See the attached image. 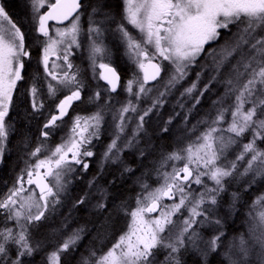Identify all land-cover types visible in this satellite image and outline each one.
<instances>
[{
  "label": "snow or ice",
  "instance_id": "snow-or-ice-1",
  "mask_svg": "<svg viewBox=\"0 0 264 264\" xmlns=\"http://www.w3.org/2000/svg\"><path fill=\"white\" fill-rule=\"evenodd\" d=\"M45 3L46 0H30L35 31L45 38L38 60L44 68V84L40 83L37 72L20 95L15 93L19 83L25 80V58L31 59V50L26 33L0 3V163L5 153L10 152L8 141L16 131L8 117L14 107L25 102L22 97H30L36 114L44 108L45 85L47 97L53 101L61 92L70 93L56 103L58 114H52L41 128L43 141H38L31 151H28L27 136L19 142L23 145L20 158L24 166L7 192L0 194V216L4 217V226L0 227V264H27L25 258L33 257L40 250V243H33L32 230L50 219L65 203L73 182L70 178L80 170L77 166H82L84 171L90 166L87 158L95 155L91 149L94 141L100 139L101 126L105 123L101 109L87 117L75 116L67 135L55 147L46 141L58 128L64 127V118L73 102L82 99L86 85L79 71L74 70L70 57L74 49L83 47L85 37L93 79L106 82V86L98 85L89 101L99 102L103 94L111 100L112 94L120 89L121 77L112 66V50L106 43L109 33L123 45L124 55L138 71L123 85L125 100L120 107L110 109L112 139L102 153L101 171L109 162L121 163L125 150L138 148L141 134L147 135L146 124L151 114L158 112L166 98L199 68L195 79L177 98L182 110L186 102H191L184 114L183 129L186 135L195 138L162 155L155 169L159 182L155 188L144 180L147 173L137 178L141 192L136 196V207L129 211L124 201L113 206L117 213L128 218L126 231L103 255L97 258L96 251L92 250L79 264H92L93 259L95 264H157V253L161 250L166 255L160 264H183L182 252L193 253L201 264H209L208 257L220 249L225 235L218 230L222 229L223 221L217 210L222 194L227 191V182L236 178L237 173L240 177L251 176L244 189L247 191L258 180L264 181V147H260L264 143V0H121L119 20L109 0H96L92 4L85 0H56L55 4L48 5V12L40 14ZM85 12L86 30L81 24ZM49 21H68V24L56 27L53 36ZM37 43H41L39 38ZM209 45L216 47H206ZM205 53L202 64L200 58ZM53 54L57 60L62 58L61 64L50 62ZM97 61H101L98 78ZM226 67V77L221 79ZM164 71H168V77L161 86ZM205 76L207 82H204ZM213 85H222L223 93L211 101L210 109L189 128V117L203 97L213 91ZM148 100L151 104L142 108L141 104ZM174 119L175 116H169L161 131L168 132ZM200 127L204 131L196 135ZM248 133L251 139L241 145ZM236 148L240 150L229 160ZM147 150L140 149V156ZM123 171L132 169L126 167ZM96 179L89 181V189L95 187L100 197L93 207L98 213H104L108 210L110 194L107 188L96 185ZM3 183L7 187L8 182ZM166 199L171 203H165ZM239 199V192L231 193L229 208L234 209ZM87 200L85 193L72 203L69 213ZM262 203L264 194L253 201L254 205ZM184 212L187 215L178 219ZM153 213L159 214L153 216ZM258 216L259 230L251 228L247 239L241 234L229 243L223 253L228 264H249L256 249L259 264H264V211ZM110 217L111 212L101 222L100 228L105 232L111 226ZM68 227L66 216L61 228L53 229V234L67 231ZM206 229H212L215 234L205 238L203 230ZM85 231L84 226L72 229L48 253V264H61V257L76 250ZM102 235L97 231L96 239Z\"/></svg>",
  "mask_w": 264,
  "mask_h": 264
},
{
  "label": "trees",
  "instance_id": "trees-1",
  "mask_svg": "<svg viewBox=\"0 0 264 264\" xmlns=\"http://www.w3.org/2000/svg\"><path fill=\"white\" fill-rule=\"evenodd\" d=\"M109 1L111 2L112 0ZM0 3L3 4L10 17L15 22H17L18 26H20L26 33V43L30 46L31 50V60H27L26 58V66L23 72L25 80L19 83L18 91L15 93V95H20L25 91V89L30 86L31 78L37 72L41 76L40 83L43 84L42 78L44 76V72L42 71V69H38L36 64L33 62L37 58L39 47L37 39H40L41 35L35 31V26L32 21L31 15L30 0H0ZM233 31H235V28H233ZM112 37L115 36H111V38ZM111 38L110 40H108L109 43L107 42V44L112 50L113 54L112 65L115 66L120 75L124 77L128 72V69L126 67L127 60L123 52L124 47L123 45L119 46L122 50L119 57L118 45L114 42H111ZM220 43H223V39L220 40ZM206 47H216V45H209ZM205 56L206 53L200 58V63L203 64L205 62ZM118 58H121V60L125 62L118 61ZM29 65L32 67V74H27V70L29 68L27 66ZM76 68L79 71L80 77L83 80H86L87 90L90 91L91 84L89 80V74L91 73V71H88L87 63L85 62V60L82 61L81 65H76ZM205 82H207V78L205 79ZM212 88L213 90H215L214 94H206L203 97L201 104L198 106V109L195 110L190 116V123L188 124L189 128H191L193 124H195L201 117L205 115V113L211 107V101L216 99L221 91H224V87L222 85H213ZM46 93L47 92L44 88V108L41 109V112L33 114L30 99L24 97H22V99H24L25 102L19 104L17 107H14L10 112V116L8 117V119L10 123L15 124L16 131L10 136L8 141L7 146L10 149V152L5 153L3 162L0 163V194L7 192L8 187H11L12 185L15 175L19 173L20 168L24 166L23 161L20 158L23 151V145L19 142L22 140V138L24 136H27L30 140V147L28 151H31V149L36 146L38 141L44 140V138L40 134V130L48 117L52 114V104L51 102L46 101ZM86 98L87 97H84V99ZM83 103L84 102L79 103L78 106L83 105ZM113 104L114 106L117 105L116 103ZM169 116L171 115L166 111L161 114H158L156 112L151 114V118L146 124L147 135L140 136L138 148L126 150L122 153L121 163H110L107 166L105 164L104 173H102L101 175L98 174V176L96 177L98 172L96 165L98 164L97 160H99L98 156L96 155L90 160V166L87 171H84L82 173L81 178L77 181H73L69 186V195L65 200L67 208L62 211V216L59 217L57 221L64 220V218L67 216L68 220L75 222L73 228H76V225H78V223H82L86 231L84 233V238L77 245L76 250L65 253L61 257V264H79L81 258L89 256L90 251L92 250L96 251L98 258L114 242L116 237L121 234L120 232L125 228L127 217H125L123 213H117L113 208L114 204H118L121 201H124L126 202L128 209H130L133 205L134 200H136L137 194L141 192V188L137 183V178L141 177L142 174L147 173V175L144 176V180L152 187H155V185L158 183V180L156 179L155 169L160 164L162 155H167L174 149L182 147L181 145H183L181 141L178 143L176 140L185 134L183 126L181 127V125H183L182 117H175L172 124L168 126L170 129L168 132L161 131V129L165 127V121L168 120ZM203 129V127H200L198 131H202ZM250 134L251 133L245 135V137L241 140V145L244 141H247V139H249L248 135ZM59 136L60 135H57V132L54 133L49 137L46 143L54 146L57 143V139L59 138ZM149 144H151V148H148ZM263 146L264 143H261L260 147ZM145 148L148 149L145 152V155L140 156L139 150ZM96 149L99 151L101 147H96ZM239 150V148H236L229 155V160L234 159L236 153ZM126 167L131 168L132 171L124 172L123 169ZM105 173H107L108 175H106ZM104 174L107 177L102 178ZM91 177H96L98 181L96 184L107 188L110 194V198L107 203L108 210L104 213L109 214V212H111V226L107 228L106 232L104 229L100 228L101 222L103 221L102 216H104L105 214L100 213V216H98L97 211L91 210L86 206L87 203L78 205L75 209H72L71 213H69V209H71L72 203L75 200H78L81 196L85 195V193L89 192L88 183ZM238 178H240L239 181ZM251 179V176L240 177L239 173H237L236 178H234V180H236L237 182L236 184L231 186L229 184L230 180L227 182V191L222 194L220 199V206L217 210V215L222 218L223 221L222 229L218 230L224 231L225 235L222 238V245L220 249L216 253H213L208 257L209 264H228L227 260L223 256V253L228 250L229 243L232 242L234 238H238L241 234H243L247 239L249 235V229L255 228V225L258 230L257 224L255 222V213H253V209L257 205H254L253 201L256 200V198L261 194H264V181L258 180L256 184L245 191V186L250 183ZM5 180L8 182L7 187H5L3 183V181ZM233 192H239L240 199L236 202L234 209H230L229 204L231 203V193ZM3 220L4 217L0 216V227L3 226ZM91 226L93 227L92 230ZM70 229L72 228H69V230ZM108 229H114L115 231L112 239L105 242L101 247H97L99 243V239H96L97 231L104 233V235H102V237L100 238L102 239L107 237L109 233ZM203 234L205 238H208L215 233L212 229H206L203 230ZM236 242L238 243V239H236ZM51 248H53V246H51L46 252H40V255L37 251L33 257L25 258L27 264H47L46 256L49 251L53 250ZM258 251L259 250L257 249L254 250V258L252 257L251 259L259 263L257 259ZM11 255H13V251L11 252ZM165 255L166 252H164L163 250L157 253V264H160V262L164 260ZM181 257L183 259V264H201L199 257H197L193 253L184 252ZM94 262L95 259L92 260V264H94Z\"/></svg>",
  "mask_w": 264,
  "mask_h": 264
},
{
  "label": "rangeland",
  "instance_id": "rangeland-1",
  "mask_svg": "<svg viewBox=\"0 0 264 264\" xmlns=\"http://www.w3.org/2000/svg\"><path fill=\"white\" fill-rule=\"evenodd\" d=\"M54 0H46V3H45V5H44V7H42L41 8V10H40V14H41V12H42V10L45 8V7H47L50 3H52ZM120 6H121V9H122V4H121V2H120ZM37 20H38V17H37ZM34 26L36 27V24H34ZM66 26V25H65ZM62 27H64V26H62ZM87 27L88 26H86V28H85V30L87 29ZM131 30V29H130ZM50 34H52L53 36H55V28H53V29H51L50 30ZM113 36V35H112ZM110 38H111V34L109 33V35L107 36V40H110ZM44 37L43 36H41L40 37V41H41V43H38L39 44V47H38V52H37V58L35 59V61H33L35 64H36V66H37V68L39 69V68H41V66L42 65H40V64H38V60H39V58H40V55H41V49H42V47H43V41H44ZM83 43H84V46H85V54H84V60H85V62L87 63V69H88V71L90 70L91 71V73L89 74V80H90V84H91V88H92V93H91V95H93L94 94V92L97 90V87H98V85L99 86H101L100 84H101V80H99L98 81V79H93V72H92V68L90 67V62H89V52H88V42H87V38L85 37L84 38V40H83ZM106 43H107V41H106ZM80 51V49H74L73 50V55L70 57V60H71V63L73 64V62L74 61H76V64L79 66V64H81L82 63V61L81 62H79V63H77L78 62V60H73V58H75L76 56H77V53ZM123 52H124V48H123ZM53 55H55V56H57L56 54H53ZM52 55V56H53ZM78 57V56H77ZM113 57V56H112ZM126 57V56H125ZM78 58H80V56L78 57ZM26 59V58H25ZM28 60V59H27ZM31 60V59H30ZM126 62H127V65H126V67H127V69H128V72H127V74L124 76V82H123V84H122V87L120 88V93L118 94V96H116V94L114 95H112V98H114V99H109V97H108V95L107 94H103L102 95V99L99 101V102H90L89 101V99H87L86 101H85V103L84 104H86V105H82V108H80L79 109V107H77V108H75L73 111H72V113H71V115H70V117L68 118V120L64 123V127L63 128H58L54 133H56L57 132V135H60L59 136V138L57 139V143L56 144H58V143H60L61 142V137L62 136H66L67 135V133H68V129L71 127V124H72V120H73V118L75 117V116H77V115H80L81 117H87V116H90L91 114H93L94 112H96L98 109H101L103 112H104V114H105V123L104 124H102V126H101V134H100V139L98 140V141H94V147L91 149V150H93L94 152H95V155L93 156V157H95L96 155L98 156V159L99 160H97L98 161V164L96 165V167H97V170H98V172H97V175H96V177L98 176V174H102V173H104V169H105V166L103 167V170L101 171V159H102V153L104 152V150H105V148H106V146L110 143V141H111V139H112V128H111V121H112V115H111V111H110V109H112V105L110 104V103H108V102H113V103H116L117 105L116 106H114L115 108H119L120 107V104L125 100V93H124V91H123V85L129 80V79H131L132 78V76H133V73L134 72H137L138 71V69L136 68V66L134 65V64H131V63H129V61H128V59H127V57H126ZM51 61H55L57 64H61L62 63V58L60 59V60H50V62ZM28 62V61H27ZM30 62V61H29ZM101 61H97V69H96V77L98 78L99 77V74H100V71H101V69H99V67H98V65H99V63H100ZM104 62H107V61H104ZM233 62H235V61H233ZM165 63V65H167V62H164ZM113 66V65H112ZM27 67H30V68H32L30 65L29 66H27ZM228 67H230V65L228 66ZM228 67H226L224 70H223V73H222V75H221V79H224L225 77H226V74H227V72H228ZM36 68V69H37ZM200 69H195V71H199ZM195 71H193L191 74H190V76H189V78L185 81V82H183V84H182V86H180L177 90H175L174 92H173V94L172 95H170V96H168L167 98H166V103H165V105L162 107V108H160L159 110H158V112H156V113H158V114H161V113H163V112H167L168 114H170L171 116H177V117H182V121H184V114H185V112H186V109L188 108V107H191V102H186V108L184 109V110H182V109H180V107L177 105V98L180 96V92L181 91H183V89L184 88H186V87H188L190 84H191V82H192V80H194L195 79ZM60 74H62V73H60ZM141 75V77H142V74H140ZM162 77H163V79L160 81V84H161V86H162V84H163V82L167 79V77H168V71H164L163 73H162ZM207 78V76H205V79ZM49 79H50V77H49ZM80 79H82L81 77H80ZM205 79H204V82H205ZM43 84H44V80H43ZM102 87V86H101ZM200 87L202 88L203 87V83L200 85ZM44 88H45V91L47 92V89H46V85L44 86ZM161 90H162V87H161ZM84 91V90H83ZM83 91H82V93H83ZM214 91L215 90H213L211 93L212 94H214ZM66 93H68V91H64V92H61L59 95H58V97L56 98V100H50V99H48V97L46 98V101H49V102H51V113L54 111V108H55V105H56V103H58L59 102V100L63 97V95H65ZM221 93H223V91H221L220 92V94ZM199 93H197V95H198ZM215 95H217V94H215ZM29 99H30V97H29ZM106 99V100H105ZM185 101H186V98H185ZM106 103H108V104H106ZM30 104H31V99H30ZM151 104V100H148V101H146V102H144V103H142L141 104V107L142 108H144V107H147V106H149ZM86 107H88L87 109H83V108H86ZM90 107V108H89ZM83 109V110H82ZM81 110H82V112H81ZM176 113H179V115H176ZM190 118V117H189ZM106 124H107V126H106ZM134 126V125H133ZM183 125H181V127H182ZM60 131H63V132H60ZM202 131H204V129L202 130ZM202 131H197L196 132V135H199V133L200 132H202ZM128 135L130 136L131 135V127L128 129ZM141 136H145L144 134H141ZM108 137V138H107ZM248 137H249V139H251V134L250 135H248ZM179 138H182V139H180L179 140V142L181 141L182 143H183V145H181L182 147L183 146H185L188 142H189V140H191V139H194L195 137L194 136H188V135H186V134H184L182 137H179ZM249 139H247V141H244L243 143H247L248 142V140ZM177 141H178V139H176ZM55 144V145H56ZM102 144H103V146H102ZM55 145L54 146H52V147H55ZM101 147V149L98 151L97 149H96V147ZM264 147V146H263ZM175 150V149H174ZM173 150V151H174ZM126 151V150H125ZM92 157V158H93ZM124 157V156H123ZM92 158H87V162L89 163V165H90V160L92 159ZM33 163H35V161H33ZM97 163V162H96ZM108 164H110V162L109 163H107L106 164V166L108 165ZM181 167L183 166L182 164L180 165ZM170 165L168 166V170H170ZM77 168H79L80 170L79 171H77L76 173H75V175H74V177H71L70 179H72V181H77V180H79L80 178H81V175H82V173L84 172V170L82 169V166H77ZM106 175H108L107 173H105ZM104 174V176H102V178L104 177H107L106 175ZM93 178L91 177L90 179H89V181L90 180H92ZM239 179L240 178H238V181H239ZM98 181H97V179H96V181H95V183H97ZM159 183V182H158ZM158 183L155 185V187L158 185ZM237 182H236V180H234V178L233 179H230V181H229V184L232 186V185H234V184H236ZM96 185H99V184H96ZM88 187H89V183H88ZM155 187H153V188H155ZM91 190V191H90ZM96 191V188L94 187V188H92V189H89V192L87 193L88 194V200L86 201V206L89 208V209H91V210H94V211H96L95 210V208L93 207V205H95L97 202H98V200L100 199V197H99V195L97 194V192H95ZM98 197H99V199H98ZM165 203H171V201H165ZM136 207V200H134V202H133V205H132V207L129 209V211H131V209L132 208H135ZM65 208H67V205H66V203H64L61 207H60V209H59V211L56 213V214H54L50 219H48V220H45V221H43L40 225H39V227L38 228H34L32 231H33V239H34V244L36 243V242H39L40 243V245H41V247H40V250L38 251L39 252V255H40V252H46L51 246H53V248H51V249H55L56 247H58L59 246V244L60 243H62L63 242V239L71 232V230L72 229H74L73 227H74V225H75V222L74 221H71V220H68V225H69V227H68V230L67 231H61V232H58V233H56V234H53V229H60L61 228V226H62V222L64 221V220H61V221H57L58 219H59V217H61L62 216V211H64L65 210ZM261 211H264V203H262V204H260V205H257V206H255L254 207V209H253V213H255L254 214V216H255V222H256V224H257V227H258V230H259V225H260V220H259V216H258V213H260ZM105 215L104 216H102L103 217V220H104V218H105V216H108L109 214L108 213H104ZM159 213H156V214H154L153 216H156V215H158ZM112 215V214H111ZM185 215H187V212H184L183 213V215H181L180 217H178V219H180V220H182L183 219V217L185 216ZM98 216H100V213H98ZM110 221H111V217H110ZM127 221H128V218L126 219V223H125V228L123 229V231H121L120 233H122V232H124V231H126V229H127ZM92 224V223H91ZM254 224V223H253ZM255 225V224H254ZM4 226V225H3ZM10 226V225H9ZM80 226H83L82 225V223H78V225H76V228H78V227H80ZM69 228H72V229H70L69 230ZM92 226H91V230H92ZM255 228H256V225H255ZM108 231H109V233H108V235H107V237H105V238H102V239H99L98 240V246L97 247H101L105 242H107V241H109V240H111L112 239V237H113V235H114V233H115V231H114V229H108ZM121 234H119L117 237H116V239L114 240V242L112 243V244H114L115 242H116V240L118 239V237L120 236ZM58 242H59V244H58ZM112 244L101 254V255H103L105 252H107V250L112 246ZM53 250H51V251H53ZM258 250V249H257ZM51 251H49L48 253H50ZM182 254H184V252H182L181 253V255ZM100 255V256H101ZM13 257L15 256V251L13 250V255H12ZM47 256H48V254H47ZM47 256H46V263L48 264V261H47ZM252 257H253V254H252ZM254 258V257H253ZM94 264H95V262H94ZM249 264H259L257 261H255V260H253V259H251L250 260V262H249Z\"/></svg>",
  "mask_w": 264,
  "mask_h": 264
},
{
  "label": "flooded vegetation",
  "instance_id": "flooded-vegetation-1",
  "mask_svg": "<svg viewBox=\"0 0 264 264\" xmlns=\"http://www.w3.org/2000/svg\"><path fill=\"white\" fill-rule=\"evenodd\" d=\"M96 2V0H85V3H88V4H92V3H95ZM120 2H121V0H112L111 2L109 1V4L110 5H114V7H113V9H112V11H113V13H114V15L116 16V18H117V20H119V18H120V12H121V6H120ZM88 11H90V8L89 9H87ZM68 24V21L64 24V25H62V26H65V25H67ZM81 24H82V27L85 29L86 28V26H88V17H87V14H86V12H85V14H83L82 15V17H81ZM62 26H56V25H50V27H49V31L51 30V29H53V28H56V27H62ZM111 27H115V24H112L111 25ZM111 34V33H110ZM113 34H111V36H112ZM113 36H115V35H113ZM113 39V40H112ZM106 41L108 42V40L106 39ZM111 42H114V43H116L117 45H118V51H119V57H120V52H122V50H121V48L119 47L121 44L119 43V40L116 38V36L115 37H112L111 38ZM109 43V42H108ZM84 54H85V46H84V43H83V47L82 48H80V51L77 53V56L79 57L80 56V58H78L77 56L75 57V58H73V60H78V62L77 63H79V62H81V61H83L84 60ZM113 56V55H112ZM57 59V56H55V55H53V56H51L50 57V60H56ZM112 61H113V57H112ZM118 61H121V62H125V61H122L121 60V58H118ZM73 65L75 66V68H74V70H78L77 68H76V61H74L73 62ZM81 65V64H80ZM113 67H115V66H113ZM116 68V67H115ZM40 69H42V71L44 72V68H43V66H41V68ZM117 69V68H116ZM118 71V70H117ZM32 72H33V70H31V68L29 67L28 68V70H27V74H32ZM37 72V71H36ZM118 73H119V71H118ZM119 75H120V73H119ZM120 77H121V87H122V84H123V82H124V77H122L121 75H120ZM81 81L86 85V80H83V79H81ZM102 87L103 86H106V84L103 82V80H101V84H100ZM120 87V88H121ZM91 93H92V88H91V90L89 91V90H87V87H85L84 88V91H83V93H82V99L81 100H79V101H75L74 102V104L72 105V107H71V109H70V111H69V113H68V115H67V117L64 119V122H66L67 120H68V118L70 117V115H71V113H72V111L75 109V108H77V107H79V109L80 108H82V105L81 106H78V104L79 103H82V102H84L85 103V101L87 100V99H89V97L91 96ZM120 93V89L118 90V92L117 93H115L116 94V96H118V94ZM70 93L68 92V93H66L65 95H69ZM114 94V93H113ZM112 94V95H113ZM114 94V95H115ZM65 95H63V97L65 96ZM62 97V98H63ZM84 97H87L86 99H84ZM61 98V99H62ZM112 99H114V98H112ZM106 100V99H105ZM83 103V104H84ZM108 103H110L112 106V108L114 107V104H113V102H108ZM108 103H106V104H108ZM84 105H86V104H84ZM88 107H86V108H83L84 110L85 109H87ZM90 108V107H89ZM82 109V110H83ZM55 112V108H54V111L52 112V113H54ZM106 126H107V124H106ZM108 138V137H107Z\"/></svg>",
  "mask_w": 264,
  "mask_h": 264
},
{
  "label": "water",
  "instance_id": "water-1",
  "mask_svg": "<svg viewBox=\"0 0 264 264\" xmlns=\"http://www.w3.org/2000/svg\"><path fill=\"white\" fill-rule=\"evenodd\" d=\"M56 3V0L52 3V4H55ZM49 11V6L43 11V13L42 14H44V13H46V12H48ZM67 21H64L63 23H58L57 21H49L48 22V27H49V25L50 24H54V25H63V24H65ZM142 74V73H141ZM105 84H106V82L105 81H103ZM152 82H150V84H151ZM63 99V98H62ZM73 104H74V102H73ZM72 104V105H73ZM72 107V106H71ZM71 107H70V109H71ZM70 109H69V111H70ZM53 114H58L57 112H56V109H55V112L53 113ZM52 115V114H51ZM51 115L49 116V118L48 119H50L51 118ZM68 115V114H67ZM67 117V116H66ZM65 117V118H66ZM64 118V119H65ZM47 119V120H48ZM46 123V122H45ZM34 187V186H33ZM37 192H38V189H37ZM166 201H169V200H167L166 199ZM154 214H156V213H153L152 215H154Z\"/></svg>",
  "mask_w": 264,
  "mask_h": 264
}]
</instances>
